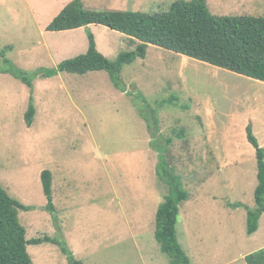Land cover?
<instances>
[{
	"label": "rangeland",
	"instance_id": "1",
	"mask_svg": "<svg viewBox=\"0 0 264 264\" xmlns=\"http://www.w3.org/2000/svg\"><path fill=\"white\" fill-rule=\"evenodd\" d=\"M70 1L0 0V182L28 207L19 210L27 238L55 237L84 264H170L155 236L170 192L157 172L166 159L189 193L176 227L191 264H248L264 248V213L253 233L247 218L258 183L247 126L264 147V81L153 44L117 80L106 70L45 76L87 52L89 33L111 60L140 42L102 24L48 30ZM82 1L153 13L177 0ZM208 6L217 15L264 16V0ZM28 251L34 264L69 263L56 243Z\"/></svg>",
	"mask_w": 264,
	"mask_h": 264
},
{
	"label": "trees",
	"instance_id": "2",
	"mask_svg": "<svg viewBox=\"0 0 264 264\" xmlns=\"http://www.w3.org/2000/svg\"><path fill=\"white\" fill-rule=\"evenodd\" d=\"M90 24H102L140 41L136 49L122 51L111 60L101 53L92 33H89L87 52L63 60L45 76L58 72L83 74L94 70H106L119 79L122 67L137 57L144 58L150 44L175 53L183 54L248 77L264 81V16L217 15L208 0H177L169 10L149 13L145 11L87 8L82 0H71L48 25L50 31L75 29ZM35 108L30 105L26 122L31 126ZM247 137L255 147L258 165V183L255 188V207H247L248 232L258 229L264 213V147L247 126ZM167 146L172 143L167 138ZM159 177L169 185V193L159 205L156 216L155 236L163 252L170 256V264H191L190 257L178 241L177 223L180 204L189 198L181 181L173 173L165 159L157 169ZM47 208L55 211L53 196V173L45 169L41 174ZM28 209L11 196L0 182V264H34L28 251L29 244L52 242L61 245L69 253L68 264H84L55 237L44 236L28 239L26 229L19 219V210ZM248 264H264V248L246 256Z\"/></svg>",
	"mask_w": 264,
	"mask_h": 264
}]
</instances>
